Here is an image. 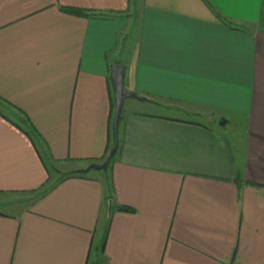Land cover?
Wrapping results in <instances>:
<instances>
[{"label": "crops", "instance_id": "crops-1", "mask_svg": "<svg viewBox=\"0 0 264 264\" xmlns=\"http://www.w3.org/2000/svg\"><path fill=\"white\" fill-rule=\"evenodd\" d=\"M114 65L149 102L108 202L59 177L111 144ZM0 206V264H264V0H0Z\"/></svg>", "mask_w": 264, "mask_h": 264}, {"label": "water", "instance_id": "water-1", "mask_svg": "<svg viewBox=\"0 0 264 264\" xmlns=\"http://www.w3.org/2000/svg\"><path fill=\"white\" fill-rule=\"evenodd\" d=\"M126 74V68L120 65H114L110 68V86L113 92V117L111 122V134L113 146L108 151L106 157L101 164L89 165L85 170L78 171L82 174H88L90 172H106L108 166L118 150V127L121 121L123 106L127 100H135L138 102H149L146 99H140L133 92H130L125 87L124 79Z\"/></svg>", "mask_w": 264, "mask_h": 264}, {"label": "trees", "instance_id": "trees-1", "mask_svg": "<svg viewBox=\"0 0 264 264\" xmlns=\"http://www.w3.org/2000/svg\"><path fill=\"white\" fill-rule=\"evenodd\" d=\"M60 12L62 14H65V15H68V16H74V17H82V18H88L90 17V15L84 11H80V10H77V9H71V8H60ZM216 17L218 18V20H220L222 23H224L225 25H227L228 27H231V25L224 21L223 19L220 18L219 15L216 14ZM110 90H111V94H112V117H113V110H114V104H113V92H112V88L110 86ZM112 122V121H111ZM110 146H108V148L106 149L105 151V154L104 156L102 157V159L98 160V161H90L91 164H99V163H102L104 158L106 157L108 151L112 148L113 146V141H112V135L110 133ZM109 167V166H108ZM86 174H82L80 172H73V173H70V174H67V175H61L59 177V179L62 181L63 179H66V178H69V177H84ZM101 175L103 176V186H104V190H105V198H106V201H110L112 199V186H111V181H110V177H109V168L107 169L106 172H101ZM49 184V180L46 182V185ZM46 185H44L42 188H44ZM51 188V187H50ZM45 189H42V191H40V193H45L47 191H44ZM39 193V191H38ZM113 209L117 210V211H120V212H132L131 210L127 209V208H124V207H113ZM107 224L108 222H106V226H105V233H104V240H103V244H101V246L99 247V254H102L103 252V245H104V242L106 240V236H107ZM101 264V263H99Z\"/></svg>", "mask_w": 264, "mask_h": 264}, {"label": "rangeland", "instance_id": "rangeland-1", "mask_svg": "<svg viewBox=\"0 0 264 264\" xmlns=\"http://www.w3.org/2000/svg\"><path fill=\"white\" fill-rule=\"evenodd\" d=\"M130 103H132V105H138L137 102L135 101H130ZM128 110V108L126 107L125 108V112ZM155 112V111H154ZM156 113H160L158 111H156ZM182 118H190V117H185L184 115H181ZM191 121L193 122H196V119H190ZM233 124H231V126L227 129V132L232 134V138L235 140L237 137L235 136V134H237V132L241 131L242 128L244 127V124L242 123V121H239V124H237L238 128L236 129L235 125H234V122H236V120H232ZM216 130L219 131V128H216ZM101 164V163H100ZM91 175H96V172H91L90 173ZM0 210H3V211H7L9 213H12L14 212L13 208L12 209H9V208H4L3 206H0ZM100 242V239H97L96 238V244H99Z\"/></svg>", "mask_w": 264, "mask_h": 264}]
</instances>
